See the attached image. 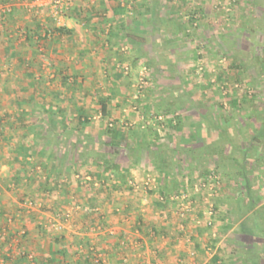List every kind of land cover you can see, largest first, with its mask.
I'll return each instance as SVG.
<instances>
[{
    "label": "rangeland",
    "instance_id": "rangeland-1",
    "mask_svg": "<svg viewBox=\"0 0 264 264\" xmlns=\"http://www.w3.org/2000/svg\"><path fill=\"white\" fill-rule=\"evenodd\" d=\"M95 1L85 0L84 4L75 6L74 1L71 0L70 9L74 6L73 8H76L78 13L80 11L79 15L83 14L84 17L85 13L89 12L93 14L98 11L99 14V10H96L98 8L94 4ZM179 1L184 5L188 4L190 11L195 8L191 0ZM166 2L157 0L155 11L159 12L161 3L163 6ZM208 2L213 10L221 15V20L215 19L216 22L200 21L207 11L196 7L192 12L200 14L197 22L194 19L185 23L158 22L155 24L156 26L160 25L158 31L168 35L169 38L157 37L152 33L151 37H148V48H146L148 51L145 49L139 51L133 45L132 51L126 52V54L124 51L118 50L120 47L116 46V43H111L110 33L114 32L115 25L112 21L105 20V25L102 23L104 26H100L98 38L100 40L95 39L97 33L93 27V20L97 21V18H94L96 14L90 17V21H81V17L78 19L82 28L79 31L83 35L81 43H85V46L90 45V47L88 46L84 50L85 52H75L76 49H72L76 45L70 44V36L67 34L69 26L64 27L63 32L57 30L58 27L55 26L48 6L39 4L37 0H0V35L5 36L4 39L1 37L2 43L12 42L18 44L15 46H19L20 41L24 40L28 34L31 35L32 41H38L39 33L42 35L46 31V37L51 40L54 39V33L57 36L54 47L58 51V53L50 54L48 51L50 49L47 48L45 42H42L39 45L43 60L41 67H39L40 63H37L34 69L25 71L19 68V63L12 62L8 64L10 71L7 67V69H0V167L2 166L0 178L9 175L11 168L8 166L10 164L8 160L13 159L10 158L11 156L4 157L5 154L8 155V148L5 145L6 129L29 127L30 133L34 132L35 134V137L33 136L35 141L42 144L41 149H39L40 147L31 148V157L36 159L38 152H41L39 153L40 157H50L51 161L55 160V165L59 168L70 167L69 177L71 176L70 178L75 180L74 182H77L78 186L90 187V183L80 184L76 177L77 174L85 173H92L99 179L100 177H109L111 180L109 184L112 187H116V183L118 185L119 182L121 183L122 180L118 173L103 174V166L97 164V161H100L97 160L98 157L102 161H110L116 156L127 163L138 159L136 162H139V165L152 166L153 174L157 175L159 171L161 172L160 168H164L171 180L177 178L178 181L171 187L164 185L166 191L164 193H167L168 196L163 199L164 206L172 209V214L164 212L166 215L164 220L170 221L176 232L180 234L177 227L179 221L177 218L179 217L175 213L174 203L169 199L168 191L176 189L174 191L176 192L186 188L195 201L194 215L203 217L207 198L202 191L195 189L198 173L201 172L200 166L193 164L192 158L189 156L187 159L190 161H186L183 158L184 155L181 156V152L174 151V147L168 148L178 139L172 135L174 132L170 127L171 122L178 126L182 113L192 117L195 115V111L207 107L208 103L204 104L203 101H199L200 99L208 100L210 97L230 99L235 95H241L244 99L246 98L245 101H249L248 104L257 107L255 101L259 100L257 99L258 95L264 94V0H237L233 10L229 13L215 7L213 0H208ZM125 5L123 13L130 17L133 16L127 8L131 7L133 10L134 5L132 3ZM171 5L168 8H171ZM163 8L167 9L166 6ZM218 14L217 17H219ZM44 26L48 30H45ZM148 27H150L149 23ZM177 34L179 36L175 37ZM127 35L126 33L121 36L119 41L121 45L131 42L128 39H123V37L128 38ZM59 49L61 50L59 51ZM36 58L40 59V55L37 54ZM6 72L9 73L6 75ZM143 72L148 84L141 92H138V84ZM23 73L28 75V78H24ZM23 93L27 94L23 97ZM16 95H20V101L15 100ZM102 99H105L109 106L107 116L102 115ZM46 105H49L48 107L52 105L55 112H48V108H45ZM232 106L234 108L236 104L232 103ZM78 110H82L89 117L86 124L81 125L80 123L81 133L55 132L56 128H64L67 124L65 126L61 124L60 117L63 114H59V121L54 122L53 119L58 118V116L53 117L54 114L57 115L62 111L70 119H73L68 122L74 126V124H78V120L74 116ZM119 115L120 118H123L121 121L119 118H115ZM156 115H163L167 122L161 124L153 122ZM134 117L135 119L137 117L136 123L133 122L135 121ZM146 118L151 119L149 124L145 122ZM111 124L117 125L121 129L126 143H134L137 135L147 133L148 153L136 151V149L131 152L121 151L113 147L110 144V136L106 132ZM31 142L32 140L29 144H32ZM71 143H74V146L70 147ZM169 163L171 164L168 165ZM64 164L66 167L63 166ZM12 167H15L13 163ZM212 171L217 173L216 169ZM65 173L67 174V172ZM153 177L152 174H148L143 179L127 177V183H123L122 188L126 191L133 190L136 198L146 200L145 205H147L154 189ZM148 178L151 179L152 184L150 188H145L143 182ZM129 179H134L137 188L128 184ZM99 181L103 184L107 183L101 179ZM262 181L261 186L264 188V174ZM32 183L35 186L30 183L26 184L22 180L8 181L6 187L5 184L3 187L0 185V193L12 197L13 195L18 196L16 201L21 205L17 204L16 213L24 210L21 215L35 220L38 232L43 238H52L53 236L61 238L66 234L73 237V234H69L68 229L62 232L54 231L50 227V220L63 222L67 212L71 211L74 226L72 231H74L77 224L81 223L78 218L80 216L78 212L82 210L80 202H73L71 198H68L67 201L71 203L68 205L69 209L66 210L62 209V204L57 202L60 199L44 196L43 201L42 198L37 201L35 198L37 192L46 190L40 191L36 181H32ZM222 186V190H229L228 186L227 188L223 184ZM230 196L228 193L226 198L220 197L219 199L222 202H230ZM156 197L160 199L159 192ZM0 198L4 199V197ZM27 200L34 203L31 208L25 205ZM259 200L262 201V199ZM38 202L42 204L40 205ZM76 205H81V209L77 211L72 209ZM216 208L218 213L216 212L215 216L218 217L221 210L217 206ZM216 217L212 229L201 225L202 228H206L202 230V233L207 236L206 242L212 241L210 236L213 231L224 236L223 230L220 231V228L215 226ZM8 218L6 216V219ZM208 229L211 232L208 233ZM24 232L26 233V231ZM76 232L75 234H79ZM195 239L193 237L192 243L185 245L194 247L196 254L193 256L187 250L184 254L183 264H211L208 261L209 254H207V251L211 250H208L207 246L202 249L197 248ZM182 244L184 245V242ZM2 248L3 246L0 248L1 253H3ZM4 252L8 253L10 250H4Z\"/></svg>",
    "mask_w": 264,
    "mask_h": 264
},
{
    "label": "crops",
    "instance_id": "crops-1",
    "mask_svg": "<svg viewBox=\"0 0 264 264\" xmlns=\"http://www.w3.org/2000/svg\"><path fill=\"white\" fill-rule=\"evenodd\" d=\"M73 1L75 6L85 3V0ZM165 1H167L166 4L162 6L161 3V10L157 12L155 11L157 0H96L94 4L98 8L96 10H99V14L98 11L93 14L89 12L85 13V17L83 14L79 15L80 11L78 13L73 6L69 12V32H67L70 36V44L76 45L72 50L85 52L84 50L88 46L90 47V45L85 46V43H81L83 35L80 33L82 28L78 19L81 17V21H90V17L94 14H96L94 18H97V21L93 20V27L97 33L95 39L100 40L98 39L100 26L105 25V20L112 21L115 25L114 32L110 33L111 43H116V46L120 47L118 50L125 53H130L133 45L139 51H144V49L148 51L146 49L148 48V37H151L152 33L157 37L169 38L168 35L159 32L160 25L156 26L155 24L166 21L185 23L188 20H193L194 12L192 11L196 7L207 11L200 21L216 22L215 19L221 20L222 18L218 12L213 10L208 0H191L195 6L191 11L188 4L184 5L179 0ZM131 3L134 5V12L130 17L124 14L123 10L126 8L125 4ZM170 4H172L171 8H168ZM164 6L167 9L163 8V10ZM101 11L107 15H102ZM216 13L219 17L216 16ZM19 15L21 14L19 13ZM39 23L44 24L43 22ZM148 23L150 27H148ZM45 30L48 29L45 28ZM126 33L128 38L123 37V39H128L131 42L128 44L122 42L123 45H121L119 43L121 36ZM46 34V31L42 35L39 33L38 41H32L31 35L28 34L24 40L22 39L23 41H20L19 46H15L18 44L12 42L2 43L1 37L4 39L5 36L0 35V69L9 68L8 64L12 62L19 63V68L25 71L34 69L37 63H40L39 67H41L43 60L39 48L40 43L45 42L47 48L50 49L48 50L50 54L58 53L54 47L57 36L54 33V39L51 40L46 37ZM170 34L174 37L172 33ZM177 36L179 35H175V37ZM37 54L40 55V59L36 58ZM8 73L6 72V75ZM22 76L28 78V75L24 73ZM8 82L11 81L8 80ZM4 93L6 95V92ZM23 94L24 97L27 93ZM16 96L15 100L20 101V95ZM245 99L241 95H235L230 99L227 97L200 99L199 101H203L204 104L208 103L207 107L195 111V115L192 117L182 113L179 117V125L172 134L178 139L175 144L168 146V148L174 147L176 152H181V156L184 155L183 158L186 161L189 160L187 159L189 156L192 158L193 164L200 166L201 172L198 173L197 180L205 178L210 171L216 169L223 181L217 194L212 197V201L221 210L219 216L216 217L215 226H218L220 231L223 230L224 236L215 231V235L210 233L212 241L206 242L207 236L202 233V230L206 228L198 226L195 229L194 239L196 237L195 240H197L195 246L201 249L208 247V244L212 246L211 251H207L208 261L211 264H264V188L261 186L264 174V94L258 95L257 99L259 100L255 101L257 107H252ZM232 103L236 104L234 108ZM108 109L107 105V111ZM78 111L74 115L76 118ZM55 116L59 118V114H54L53 117ZM60 118H63L67 125L64 128H56L55 132L81 133L82 126L77 124L72 126L68 121L73 119H70L67 114L63 113ZM115 118H119V121L123 119L120 118V115ZM134 120L133 122L136 123L137 117L136 119L134 117ZM30 131L29 127L6 129L5 145L8 148V155L5 154L4 157L11 156L10 158L13 159H7L11 169L9 175H6L7 177L1 176V187L4 184L6 187L8 181L15 180H22L26 184L30 183L35 186L32 181H36L40 191L46 190L37 192L35 196L37 201L41 198L43 201L44 196L60 199L57 202L62 204V209L66 210L69 209L68 205L71 203L67 201L68 198H71L73 202H80L82 210L78 212L80 215L78 218L81 223L75 227L77 232L72 231L71 228L68 229L69 234H73V237L66 234L61 238L54 236L43 238L38 232L36 221L21 215L24 211L22 207L20 208L23 211L20 210L16 213L17 204H20L16 201L18 196L13 195L12 197L0 193V197H4V199L0 198V246H3L1 249L3 253L4 250L14 253L10 264H95L92 256L88 253L92 247L103 252V260L100 264H151L152 261H157L159 264L184 263V254L191 248V245H183L173 224L164 220L166 218L164 212L172 214V209L165 207L164 201L161 199V197L168 196L167 193H164L166 192L164 185L171 187L178 181L177 178L171 180L164 168H160L161 172L159 171L157 175L153 174L152 166H141L139 162H136L138 159L127 163L116 156L110 161H102L98 157L97 160L100 161H97V164H101L103 168L109 162L117 164L127 177L143 179L148 174H152L154 189L150 195L149 203L145 205L146 200L137 199L133 190H124L123 182L118 181L119 185L116 183V187L110 186L111 180L107 176L100 177L103 182H107L105 185L101 184L97 187L90 183V187L82 188L70 178L71 176L69 177L70 167L59 168L55 165V160L51 161L50 157L46 158L43 155L40 157L39 153L41 152H38V158L31 157V148L40 147L39 149H41L42 144L35 141L34 132L30 133ZM146 134L137 135L134 143H126L124 140L122 143L112 146L121 151L131 152L136 149V151H143L147 154L148 135ZM30 140H32V144H29ZM71 146H74V143H71ZM10 161H14L12 163L15 167H12ZM94 177L96 180H100L99 177ZM222 184L226 188L228 186L229 190H222ZM159 189L160 191H158ZM175 190L168 191L169 196ZM158 192L160 199L156 197ZM228 193L231 195V201L222 202L219 198H226ZM6 216L9 218L6 219ZM138 224H141L140 228L136 226ZM111 230L113 233L110 232ZM75 232L79 234H75ZM209 232L211 231L208 229ZM19 251H32L36 254V258L34 261H30L20 256Z\"/></svg>",
    "mask_w": 264,
    "mask_h": 264
},
{
    "label": "built area",
    "instance_id": "built-area-1",
    "mask_svg": "<svg viewBox=\"0 0 264 264\" xmlns=\"http://www.w3.org/2000/svg\"><path fill=\"white\" fill-rule=\"evenodd\" d=\"M39 4L46 5L49 7L50 14L52 16V19L54 20L55 26L58 28H63L68 26V12L71 8V0H37ZM237 2V0H213V4L215 7H217L219 10H223L225 13H229L233 10L234 4ZM128 12L131 14L134 12L131 7L127 8ZM200 18L199 13L194 14V21L197 22ZM148 84V81L146 79L145 73H142V76L140 77V81L138 84V92H141ZM155 120L153 122L157 124H161L163 122H167L165 120L163 115H156ZM145 122L149 124L151 122V119L146 118ZM163 126V124H162ZM2 167V166H1ZM0 167V168H1ZM76 177L78 178L79 182L81 184H88L93 183L96 186H100L102 183L99 180H96L95 177L92 175V173H85V174H77ZM96 180V181H95ZM128 184L134 188H137V183L134 181V179H130L128 181ZM145 188L151 187V179L148 178L146 181L143 182ZM221 185L220 176L215 173L214 171H210L208 175L205 178L199 179L195 185V189L197 191H202L205 194V198H207V202L203 209V217H198L194 215L195 212V201L191 195H189L186 188L182 190H178L174 192L172 195H170L169 199L174 203L175 207V213L178 218V229H179V240L184 244H190L193 241L194 232L195 229L198 226H206L207 228H213L214 226V220L215 215L217 212V208L215 203L212 201V197H214L217 192L219 191ZM165 197H161L163 200ZM34 203L30 200L25 201V205H27L29 208L32 207ZM72 209L74 210H80L81 205H76ZM71 212V211H70ZM67 212L65 216V220L63 222L59 221H53L50 220V227L54 231L62 232L67 229H72L73 226V219L72 212ZM24 232V231H23ZM113 233V230L110 231ZM215 235V232L212 233ZM211 245H208L207 249L211 250ZM191 255L196 254V249L194 247L189 249ZM89 255L92 256L93 262L95 264H100L103 260V252L100 249L97 248H90L89 249ZM20 256L25 257L26 259L30 261H34L36 258L35 253L33 252H26V251H19L18 253ZM14 253L8 252V253H1L0 252V264H10L11 259H13ZM151 264H159L158 262L152 261Z\"/></svg>",
    "mask_w": 264,
    "mask_h": 264
},
{
    "label": "trees",
    "instance_id": "trees-1",
    "mask_svg": "<svg viewBox=\"0 0 264 264\" xmlns=\"http://www.w3.org/2000/svg\"><path fill=\"white\" fill-rule=\"evenodd\" d=\"M57 30H59L60 32H63L65 30V28H57ZM102 104H101V107H102V115L104 116H107L108 114V111H107V103H106V100L105 99H102ZM49 106V105H48ZM46 105L45 108H48V112L50 113H54V109H53V106L50 105V107H48ZM58 114H63L62 111L58 112ZM77 120H78V126H80V123L81 125L83 124H86L88 122V117L84 114V112L82 110H79L78 111V116H77ZM60 118H54L53 121L54 122H58ZM61 124L62 126H65L66 125V121L61 118ZM172 129H173V132H175V129H176V125H173L172 122H171V126ZM107 134L110 136V144H112L113 146L115 145H118L120 143H122L124 140H125V136L123 135L121 129L117 126V125H114V124H111L108 129H107ZM103 172L104 174L107 173V174H111V172H115V173H118L121 177V182L123 183H127V175L125 173L122 172L121 168L119 165L117 164H111V163H108L105 165L104 169H103ZM103 184V183H102ZM105 185V184H104ZM140 225L141 224H138L136 225L138 228H140Z\"/></svg>",
    "mask_w": 264,
    "mask_h": 264
}]
</instances>
